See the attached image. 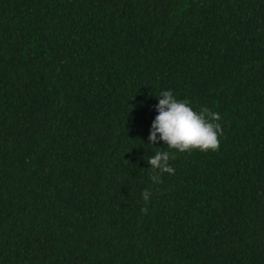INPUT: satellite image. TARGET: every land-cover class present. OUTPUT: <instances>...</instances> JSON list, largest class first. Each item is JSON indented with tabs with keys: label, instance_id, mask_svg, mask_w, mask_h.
<instances>
[{
	"label": "trees",
	"instance_id": "1",
	"mask_svg": "<svg viewBox=\"0 0 264 264\" xmlns=\"http://www.w3.org/2000/svg\"><path fill=\"white\" fill-rule=\"evenodd\" d=\"M163 90L217 151L148 144ZM0 264H264V0H0Z\"/></svg>",
	"mask_w": 264,
	"mask_h": 264
},
{
	"label": "clouds",
	"instance_id": "2",
	"mask_svg": "<svg viewBox=\"0 0 264 264\" xmlns=\"http://www.w3.org/2000/svg\"><path fill=\"white\" fill-rule=\"evenodd\" d=\"M158 103L154 106L158 115L152 121L148 144L157 145L162 142L169 149L185 152L199 149L200 151H217L219 149L218 135L223 134L222 127L217 121L221 116L207 107L198 112L185 101L178 100L171 90H163L157 95ZM175 159L169 151L157 150L155 155L147 159L150 165L153 183H161L165 173L174 174L175 170L169 165V160ZM147 203L151 192L144 189L141 193ZM142 208L141 212H146Z\"/></svg>",
	"mask_w": 264,
	"mask_h": 264
}]
</instances>
